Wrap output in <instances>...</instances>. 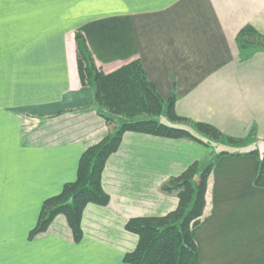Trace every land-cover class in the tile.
I'll use <instances>...</instances> for the list:
<instances>
[{
  "label": "crops",
  "instance_id": "0c3cea01",
  "mask_svg": "<svg viewBox=\"0 0 264 264\" xmlns=\"http://www.w3.org/2000/svg\"><path fill=\"white\" fill-rule=\"evenodd\" d=\"M246 25L264 34V0H0V264H126L137 238L124 222L174 209L176 194L161 185L212 152L191 138L127 131L103 170L109 202L86 205L82 238L73 241L59 214L29 239L42 202L108 132L79 80L77 31L104 72L138 59L178 115L240 141L217 159L192 234L199 264H264V186L253 182L264 152V49L239 48ZM168 124L206 138L190 122Z\"/></svg>",
  "mask_w": 264,
  "mask_h": 264
},
{
  "label": "trees",
  "instance_id": "16d2710c",
  "mask_svg": "<svg viewBox=\"0 0 264 264\" xmlns=\"http://www.w3.org/2000/svg\"><path fill=\"white\" fill-rule=\"evenodd\" d=\"M74 38L80 83L92 87L94 101L108 132L85 147L78 160L75 179L66 182L59 193L42 202L28 238L45 232L59 214L64 216L73 241L78 242L82 238L81 220L86 205L105 206L109 202V194L102 185L103 170L109 156L119 148L125 132L191 138L210 146L189 129L156 118L163 112V107L169 121L190 122L201 136L212 141L240 143L223 135L210 123L192 122L178 115L174 108V95L164 101L148 81L138 59L104 72L95 63L83 34L77 31ZM236 41L239 48L247 52L264 49V34L251 25L239 30ZM114 116H122L124 121L115 127ZM227 154L226 150L212 151L204 168H200L199 161H193L163 182L161 190L176 194L174 209L162 215L131 217L125 222V229L137 236L135 246L123 255L126 264H199V252L192 231L203 215L211 171L217 159ZM248 154L259 158L256 150ZM253 182L256 186H264V152L258 159Z\"/></svg>",
  "mask_w": 264,
  "mask_h": 264
},
{
  "label": "rangeland",
  "instance_id": "374dc122",
  "mask_svg": "<svg viewBox=\"0 0 264 264\" xmlns=\"http://www.w3.org/2000/svg\"><path fill=\"white\" fill-rule=\"evenodd\" d=\"M98 66V65H97ZM162 116H164L165 118H163ZM156 118H158L159 120H161L162 122H165V123H167L168 124V118H167V116H166V114H165V112L163 111L159 116H157ZM203 141H205V142H208V143H210V147L208 146V148H210V152L211 151H214V152H218V151H220V150H227V151H229V150H232V148H234L233 146H230L231 144L230 143H227V142H223V143H221V144H219V143H217L216 141H212V140H210V139H206V138H204L203 139ZM242 146H240V148H241ZM198 156V155H197ZM210 156H211V153H207V155H199V157H198V161H199V166H200V168H204L208 163H209V161H210ZM239 206L240 207H243V206H245V204L244 203H241V204H239ZM252 211H255V207L253 208V207H250V204L249 203H247V208L245 209V212L246 213H248L249 215L250 214H252ZM257 214H259L260 216H261V218H262V222H264V210H261V211H257L256 212ZM129 218H131V217H129ZM128 218V219H129ZM127 219V220H128ZM126 220V221H127ZM125 221V222H126ZM125 222H124V224H125ZM124 229H125V227H124ZM126 230V229H125ZM127 231V230H126ZM133 234V233H132ZM135 235V234H134ZM136 236V235H135ZM34 238V237H33ZM136 238H137V236H136ZM29 239H31V238H29Z\"/></svg>",
  "mask_w": 264,
  "mask_h": 264
}]
</instances>
